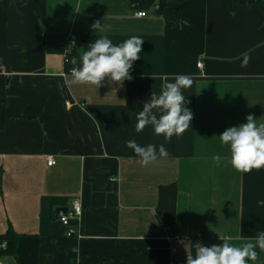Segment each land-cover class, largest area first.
Wrapping results in <instances>:
<instances>
[{"label":"crops","instance_id":"1","mask_svg":"<svg viewBox=\"0 0 264 264\" xmlns=\"http://www.w3.org/2000/svg\"><path fill=\"white\" fill-rule=\"evenodd\" d=\"M169 10L168 20L136 16L132 0H0V235L19 234L15 253L0 246V264H186L197 243L241 246L264 232V168L237 172L219 139L250 114L264 123V8L186 0ZM105 35L144 39L132 79L71 84L68 61ZM178 75L193 81L190 128L170 142L151 126L137 133L143 103ZM132 139L170 155L143 167ZM74 200L81 237L57 216ZM255 250L248 264H264Z\"/></svg>","mask_w":264,"mask_h":264},{"label":"clouds","instance_id":"2","mask_svg":"<svg viewBox=\"0 0 264 264\" xmlns=\"http://www.w3.org/2000/svg\"><path fill=\"white\" fill-rule=\"evenodd\" d=\"M95 31H104L99 20L91 25ZM144 39L131 36L123 43L114 45L106 35L91 43L87 50L82 51L79 60L73 56L69 63L71 69V84H91L97 89L107 80L123 84L131 80V70L142 51ZM163 83L160 93L151 92L150 98L143 103V110L137 114L135 131L142 132L151 126L154 133L163 135L166 142L172 137H180L187 131L194 118V113L186 106L188 103L183 91L192 86V79L188 76L178 75L173 82L162 77ZM223 145L229 147L230 157L228 163L240 173H248L253 169L264 168V123L257 125L253 115L246 117V123H240L223 131L219 135ZM140 158L141 166L147 167L158 159L168 158L170 153L163 144L157 146L148 144L139 145L134 139L125 141ZM219 164V154L213 156ZM110 180L113 178H109ZM220 245L204 246L196 244L195 255L188 254L186 264H248V260H256V247L264 250V232H260L255 243L247 242L241 246L232 245L227 237H220Z\"/></svg>","mask_w":264,"mask_h":264},{"label":"trees","instance_id":"3","mask_svg":"<svg viewBox=\"0 0 264 264\" xmlns=\"http://www.w3.org/2000/svg\"><path fill=\"white\" fill-rule=\"evenodd\" d=\"M186 0H132V4L139 10L155 9L156 13L163 15L166 19H171V10L176 9L179 5ZM253 3H259L264 8V0H251ZM170 2H173L176 7H170ZM226 9L230 12L235 11L237 6L245 5V0H223ZM19 234L16 233L11 227L5 233L0 235V244L6 242L7 250L10 253H15L17 249Z\"/></svg>","mask_w":264,"mask_h":264},{"label":"built area","instance_id":"4","mask_svg":"<svg viewBox=\"0 0 264 264\" xmlns=\"http://www.w3.org/2000/svg\"><path fill=\"white\" fill-rule=\"evenodd\" d=\"M135 15L138 17H145L147 15V12L144 10H141V11L136 12ZM198 66L202 67V63H199ZM48 164L50 166L53 165L54 159L50 158L48 160ZM82 213H83L82 203L79 200H74L72 205L68 208V210L64 213V215H62V217L60 218V222L65 227H67V236L71 237V236L78 235L79 237H81V234L79 233V231H77L75 227L71 225V219L74 217H80ZM0 246L4 249L7 248L6 242L1 243Z\"/></svg>","mask_w":264,"mask_h":264},{"label":"water","instance_id":"5","mask_svg":"<svg viewBox=\"0 0 264 264\" xmlns=\"http://www.w3.org/2000/svg\"><path fill=\"white\" fill-rule=\"evenodd\" d=\"M67 210H68L67 207H61V208H59V209L57 210V216H58L59 218H61L62 215H64V213H65Z\"/></svg>","mask_w":264,"mask_h":264}]
</instances>
